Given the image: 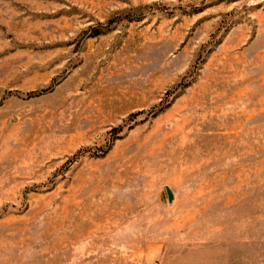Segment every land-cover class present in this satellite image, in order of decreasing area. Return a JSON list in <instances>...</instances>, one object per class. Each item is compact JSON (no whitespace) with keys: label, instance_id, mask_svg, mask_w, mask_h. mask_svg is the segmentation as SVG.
<instances>
[{"label":"rangeland","instance_id":"1","mask_svg":"<svg viewBox=\"0 0 264 264\" xmlns=\"http://www.w3.org/2000/svg\"><path fill=\"white\" fill-rule=\"evenodd\" d=\"M0 264H264V0H0Z\"/></svg>","mask_w":264,"mask_h":264},{"label":"water","instance_id":"2","mask_svg":"<svg viewBox=\"0 0 264 264\" xmlns=\"http://www.w3.org/2000/svg\"><path fill=\"white\" fill-rule=\"evenodd\" d=\"M165 192H166V195H167V200L170 201L171 200V192L169 191L168 188H165Z\"/></svg>","mask_w":264,"mask_h":264}]
</instances>
